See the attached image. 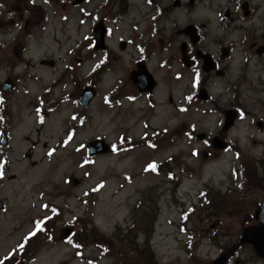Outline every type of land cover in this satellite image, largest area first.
Masks as SVG:
<instances>
[{
  "label": "rangeland",
  "instance_id": "374dc122",
  "mask_svg": "<svg viewBox=\"0 0 264 264\" xmlns=\"http://www.w3.org/2000/svg\"><path fill=\"white\" fill-rule=\"evenodd\" d=\"M249 3L250 17L233 0H199L193 11L177 13L171 12L172 0H0V91L6 79L15 82L3 92L1 106L6 119H0V141L6 130L8 145L0 143V164L5 163L0 260L36 231L33 219L41 215H48L50 234L40 232L20 248L13 258L17 264H209L236 243L245 227L258 223L255 213L264 202V127L257 125L264 118V57L247 50L253 41L247 36L252 30L260 40L264 36V0ZM158 4L166 9L159 37L172 36L175 18L181 26L204 22L213 39L219 26L238 28L228 27L229 40L238 45L228 62L230 72L220 81L231 82L232 90L226 92L216 82L210 88L223 104L235 92L243 97L247 115L229 131L231 148L219 150L185 134L192 122L195 135L225 133L221 114L210 104L204 110L177 107L179 99L183 102L185 80L176 97L171 70L163 84L170 88L153 96L155 109L148 108L143 96L134 103L123 93L112 96L113 87H123L129 77L143 41L151 37ZM228 8L241 17L227 19ZM99 20L108 28L109 64L104 58L108 52L95 48L93 27ZM170 53L163 52V58ZM162 56L152 63L159 65ZM50 61L54 66H46ZM166 69L161 67L158 74ZM93 79L99 81L98 93L84 108L80 93ZM64 94L66 105L60 108L58 103L61 110L49 112L48 106ZM109 95L113 103L121 98L122 104L115 102L111 109ZM40 101L43 124L37 121ZM146 109L151 128L171 130L157 149L141 136L148 126L142 122ZM67 136L72 139L62 146ZM98 137L117 149L130 142L132 147L88 157L86 145ZM150 160L161 165L145 169ZM192 210L186 225L196 238L190 241L182 220ZM68 226L74 231L66 237ZM239 254L240 264H264L249 245Z\"/></svg>",
  "mask_w": 264,
  "mask_h": 264
},
{
  "label": "flooded vegetation",
  "instance_id": "af4514ba",
  "mask_svg": "<svg viewBox=\"0 0 264 264\" xmlns=\"http://www.w3.org/2000/svg\"><path fill=\"white\" fill-rule=\"evenodd\" d=\"M198 2L199 0H173L171 12L177 13L178 10L193 11ZM233 2L235 4L241 2L242 8H247L248 11L249 9L252 10L249 0H241L239 2L237 0H233ZM158 6L162 11L164 10V7H162L161 4H158ZM242 8L241 13L243 14L245 9L242 10ZM167 12L169 13V10ZM246 12L247 11H245V13ZM241 13L239 14L237 11H233L229 8L224 10L225 16L232 21H235L234 14H238L241 17ZM161 15L162 13L161 11H159L157 14L158 24L156 25L155 29H152V31H150L151 37L146 38L145 41H143L140 52H138L140 57L139 59L134 60L133 66L129 70V77L127 78L123 86L124 92L126 94H133L136 97L143 96L146 100H150L148 108L155 109L157 104L153 103L155 99L153 96L161 91L164 83H166L167 85L169 76L168 74H172L169 72L171 70V72L175 74V80H172V86H170L173 87L172 93L175 92L176 97H179L178 93L180 89V81L185 80V86L181 92L186 97L187 103L191 104V107L201 108L205 104H210V108L221 114V120H224V113L227 109L233 108L239 110L242 107L243 102V97L239 92H235L233 97L230 99V102L223 104V100L221 99L220 94H216L210 89L216 84L218 85L219 83H222L224 88L227 87L226 92H230L232 90L231 82L220 81H224L228 76L230 72L228 62L233 59V52L237 48L236 42L233 41V39L229 40V34L231 33L232 29L234 30L238 28L229 25L231 26V30H229V26H219L218 29L220 31L213 39L211 36V32L208 29L209 26L204 22H200L198 24L194 22H187L186 24L181 26L178 22V18H175L174 24L176 26V29L168 40V38L166 37H159V35L161 34V30L163 31L164 28L161 21ZM249 32L250 35L247 37L248 39H252L253 41L250 42V46L247 50L252 51L253 54L259 55V53L257 52V48L261 46L264 50V39L262 38L264 36L260 35V40V38L255 35L253 30ZM157 45L160 46L157 48ZM164 47H167L168 50L171 51V53L165 58H161L159 62L167 63V73L162 75L160 73L158 74V70L161 69L160 64L156 65L155 63H152V60H154L155 56L162 55L163 52H166L164 50ZM154 50L155 52H153ZM205 56H208L210 60L209 64L205 63ZM259 56L264 57V51ZM140 62H145V66L155 76L156 86L152 91L141 90L143 89V83L141 82L140 78L142 69L138 68V64ZM176 64H178L179 66H175ZM131 73L134 74V77H131ZM197 73L199 74V76L198 78H195V74ZM243 73L245 72L243 71ZM176 74H179V78L176 76ZM187 74H190V77H188ZM98 83V80H94L92 85L96 87L98 86ZM125 86H127V89L125 88ZM170 87L166 86L164 90H168ZM207 89L210 91L209 93L211 94V96H209V94L207 93ZM116 90V88L113 89V91ZM200 90L205 91L203 96H201V92H199ZM177 107L179 108V105H177ZM146 114L148 117H143L142 122L148 124V121L151 120V114L147 109ZM263 121L261 123L262 125L264 124ZM236 262L240 263V260L236 259Z\"/></svg>",
  "mask_w": 264,
  "mask_h": 264
},
{
  "label": "water",
  "instance_id": "95a60500",
  "mask_svg": "<svg viewBox=\"0 0 264 264\" xmlns=\"http://www.w3.org/2000/svg\"><path fill=\"white\" fill-rule=\"evenodd\" d=\"M83 0H75V3H80ZM105 33L106 29L104 26L103 21H100L99 23L96 24L95 29H94V35L96 39V48H105ZM260 53H262V50H259ZM209 64L210 62L207 61ZM142 83H144V87L146 89H152L155 85V81L153 80V76L151 73H149L148 70L143 71V76H142ZM14 85L13 82H6L3 84L2 89L4 91L12 88ZM149 86V87H148ZM204 92H201V96H203ZM96 91L93 87H85L83 89L82 95H81V103L83 104L84 107L89 106L91 100L95 97ZM226 124L224 127V130L227 131L230 126L234 124V120L236 118V110H229L226 113ZM217 142H215V145L217 147H224L225 143L222 142L219 138H216ZM2 144L5 146L7 144V136L6 133L4 132L3 134V140ZM111 150L110 144H108L104 139H95L92 140L91 142L88 143L87 146V153L88 155H95L99 153H107ZM1 205V202H0ZM256 218L259 220L260 224L257 226H249L246 227L243 231V236L239 244L233 246L227 253L221 255L218 257L215 261H213L211 264H225L227 260L232 256L234 251L240 247L243 244L249 243L254 246V249L256 253L259 256L264 257V205L257 210L256 212ZM71 232V229H66L65 234H69ZM20 264H25V263H20Z\"/></svg>",
  "mask_w": 264,
  "mask_h": 264
},
{
  "label": "trees",
  "instance_id": "16d2710c",
  "mask_svg": "<svg viewBox=\"0 0 264 264\" xmlns=\"http://www.w3.org/2000/svg\"><path fill=\"white\" fill-rule=\"evenodd\" d=\"M31 250L29 252H31ZM34 252L30 253V255L33 254ZM13 258H14L13 255H10L9 257H6L5 259L1 260L0 264H15L17 261Z\"/></svg>",
  "mask_w": 264,
  "mask_h": 264
},
{
  "label": "bare ground",
  "instance_id": "6f19581e",
  "mask_svg": "<svg viewBox=\"0 0 264 264\" xmlns=\"http://www.w3.org/2000/svg\"><path fill=\"white\" fill-rule=\"evenodd\" d=\"M60 99H64V102H68V98L66 97V95H63L61 97H59ZM63 105H66V104H60V108L63 106ZM37 235V234H36Z\"/></svg>",
  "mask_w": 264,
  "mask_h": 264
},
{
  "label": "snow or ice",
  "instance_id": "6c2138e0",
  "mask_svg": "<svg viewBox=\"0 0 264 264\" xmlns=\"http://www.w3.org/2000/svg\"><path fill=\"white\" fill-rule=\"evenodd\" d=\"M152 167L154 168L155 166L153 165ZM33 235H35V233H33Z\"/></svg>",
  "mask_w": 264,
  "mask_h": 264
}]
</instances>
